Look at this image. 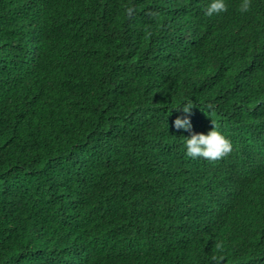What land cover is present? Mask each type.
<instances>
[{
	"label": "trees",
	"instance_id": "trees-1",
	"mask_svg": "<svg viewBox=\"0 0 264 264\" xmlns=\"http://www.w3.org/2000/svg\"><path fill=\"white\" fill-rule=\"evenodd\" d=\"M168 8L0 0V264H215L213 254L236 264L241 249L211 233L212 210L202 222L183 204L196 211L204 185L228 178L244 204L259 197L235 209L251 224L264 188L233 171L232 157L216 168L188 157L184 138L213 121L233 137L231 113L264 114V75H253L261 44L238 27L184 28ZM177 118L191 129H176ZM248 251L242 264H264L260 243Z\"/></svg>",
	"mask_w": 264,
	"mask_h": 264
},
{
	"label": "clouds",
	"instance_id": "clouds-1",
	"mask_svg": "<svg viewBox=\"0 0 264 264\" xmlns=\"http://www.w3.org/2000/svg\"><path fill=\"white\" fill-rule=\"evenodd\" d=\"M164 2L168 9L175 13L179 18L181 26L184 28H197L201 33L206 35L210 30H215L227 26L238 27L242 30H248L250 39L257 53L264 59V0H160ZM232 7V8H231ZM134 9L128 8L127 14L129 17L133 14ZM260 12L263 14H257ZM254 15H260V18L251 23ZM213 17L210 25H216V28H205L209 26L205 23V18ZM219 27V28H218ZM201 29V30H200ZM260 68L256 69L253 75H264V60L259 61ZM247 106V105H246ZM245 106V107H246ZM190 103L185 104L183 111L190 113L192 109ZM247 111H250L247 108ZM231 126L234 127L235 135L233 137H225L219 127H214L207 135L193 134L191 138H184V147L186 155L191 158H204L209 161V168H216L218 164H225L226 159L232 157L233 163L230 167L237 173L246 175L250 185L253 183L256 187L264 188V177L256 176L259 171L264 170V114L258 116H250L249 113H244V110L237 113H231ZM253 121V135L246 133L247 118ZM176 129H191L190 119L177 118L174 122ZM222 133H220V132ZM246 158V161L240 163L241 158ZM201 204L196 211H193L188 206L187 201L183 204V209L189 215L187 210H191L198 216L202 222L205 219V211L212 210L216 218L213 226L210 227L211 233L216 239H225L227 236L232 242L233 247H240L241 251L238 257L233 259L236 264H242V260L248 258L246 252L250 245L255 241L260 243L261 250L264 252V213L259 212L255 217V221L250 222L244 217H235V209H243V207H257L258 196L256 193L247 195V204L240 201L237 196L239 188L228 178L215 179L204 185ZM174 213V212H173ZM159 220L162 219V214H157ZM145 219V218H144ZM157 220L156 218H152ZM137 228L145 230V226L138 223ZM178 236L187 240L190 235L189 231L178 229ZM129 234V233H128ZM131 235V234H129ZM143 235V234H140ZM131 240V238H129ZM151 241V240H150ZM152 242V241H151ZM153 245V243L151 244ZM154 246V245H153ZM224 245L222 241L214 243V251L223 252ZM264 255V254H263ZM215 264H222L224 255H215L211 257Z\"/></svg>",
	"mask_w": 264,
	"mask_h": 264
}]
</instances>
